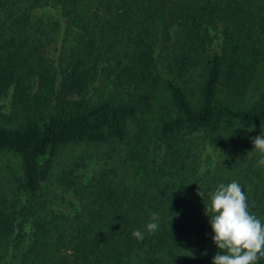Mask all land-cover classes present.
I'll return each instance as SVG.
<instances>
[{"label": "trees", "instance_id": "trees-1", "mask_svg": "<svg viewBox=\"0 0 264 264\" xmlns=\"http://www.w3.org/2000/svg\"><path fill=\"white\" fill-rule=\"evenodd\" d=\"M51 43L54 63L41 54ZM260 79L264 0H0V99L37 109L0 125V150L21 161L23 195L10 201L0 188V264H212L224 253L205 205L220 183L237 181L264 224L261 153L252 140L214 139L264 129ZM95 81L107 83L108 97L73 98ZM207 137L223 145V160L201 175ZM134 139L135 185L107 175L82 183L66 169L59 186L80 195V208L68 201L58 210L67 200L44 182L64 146ZM152 213L155 233L145 228Z\"/></svg>", "mask_w": 264, "mask_h": 264}, {"label": "rangeland", "instance_id": "rangeland-1", "mask_svg": "<svg viewBox=\"0 0 264 264\" xmlns=\"http://www.w3.org/2000/svg\"><path fill=\"white\" fill-rule=\"evenodd\" d=\"M41 54L42 57L53 63L56 62L59 57V51L55 47V44L53 45V43L47 45L46 48L43 49ZM59 80L60 73H57L55 78V84L57 88H59ZM261 81L262 80L260 79V81L258 82L259 84L257 83V92L260 98L264 99V79L262 83ZM106 84L107 83L100 81L89 83L88 88L82 94H75L73 98L79 100L86 99L90 103L100 101L109 96L108 91H110V89L106 87ZM195 88V85L192 86L190 92H188L191 101H195ZM258 94L256 96H258ZM36 110L37 109L30 104L17 106L16 104H12L11 98L9 96L2 97L0 99V125L15 127L19 124L24 123L28 119L29 115H34ZM127 131L129 132L130 138H139L138 136H134L133 123L128 124ZM261 131H264V129H258L256 131H252L251 133L232 131L223 132L221 134L215 135L214 139L216 138L219 141L227 142L233 138H236L240 139L242 143H246L247 141H251L252 137L260 135ZM198 137V139L196 140L200 139V136ZM208 139L209 137L205 138V141L203 143L204 147L200 145L198 148L200 150V154L204 158V162L200 165L201 167L203 166L205 170L208 169L215 171L218 164H220L223 160V156L221 155V148L223 145H209ZM135 143L136 141L134 139L133 142L111 141L104 144L74 143L64 146L56 155L49 176L44 182L45 185H47L51 189H55L57 194L65 197V199L67 200L62 203L61 207H58V210H62L65 212L68 211L69 209L64 207L68 204V201L73 204V208L71 210H74V208H78L79 210L80 208V195H76L71 190L66 191L61 186H59L58 182H60L62 178V172L66 169L75 170V175H77L78 177L77 181L82 183H87L88 180L92 178L102 179L104 175H107L111 177L114 182L116 180H120V182H123V184L127 186H131L133 184L135 185V181H132V174L135 163L128 159L127 155V153L134 148ZM21 175V161L19 156L11 151L0 150V188L6 192L10 201L23 198V195L16 192V187ZM165 186H167V189H169L168 184H163L161 188H164ZM86 196L87 195H85V197ZM66 214L70 215V218H73L75 223L79 221L76 217L75 211H69ZM69 231L74 232L71 228L69 229ZM24 244L26 246V243ZM24 250L25 248H21L18 252L20 253ZM6 259H8V257H6Z\"/></svg>", "mask_w": 264, "mask_h": 264}, {"label": "clouds", "instance_id": "clouds-1", "mask_svg": "<svg viewBox=\"0 0 264 264\" xmlns=\"http://www.w3.org/2000/svg\"><path fill=\"white\" fill-rule=\"evenodd\" d=\"M251 139L253 148L261 153L257 164L264 167V131ZM200 171L203 174L205 168L202 166ZM197 194L204 197L200 188ZM208 196L210 204L205 205V214L209 216L214 233L212 240L224 253L217 252L212 264H259L264 258V224L251 212L243 187L235 180L220 183ZM145 228L149 233L158 230V213H152L151 221ZM132 236L142 241L144 232L135 229Z\"/></svg>", "mask_w": 264, "mask_h": 264}]
</instances>
